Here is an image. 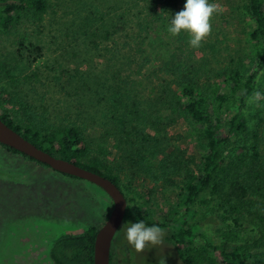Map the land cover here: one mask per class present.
Instances as JSON below:
<instances>
[{
    "label": "rangeland",
    "instance_id": "1",
    "mask_svg": "<svg viewBox=\"0 0 264 264\" xmlns=\"http://www.w3.org/2000/svg\"><path fill=\"white\" fill-rule=\"evenodd\" d=\"M241 1L210 0L222 5L224 12L212 19V34L202 47L192 49L186 33L172 36L167 31L186 0H169L162 17V4L152 12L148 8L152 0H51L52 7L40 28L24 18L11 32L0 33V62L10 56L8 69L13 75L0 74V86L14 91L51 123L84 128L89 138L107 147L113 162L120 160L122 153L115 138H104L116 131V119L121 115L135 119L144 113L153 122L161 117L163 148L167 153L178 151L180 162L197 165L203 152L191 136L194 127L183 118H172L170 99L164 103L158 97L171 83L167 73L179 68L185 73L191 70L200 83L209 84L219 71L237 73L249 66L248 20ZM25 36L26 46L18 54L17 42ZM8 108L13 109L11 105ZM248 116L250 129L242 139L249 143L258 139L255 143H259L263 159V107L250 105ZM149 133L154 135V130ZM0 165H8L21 179V183L0 179V264H53L49 257L52 243L66 235L99 231L112 211L113 202L106 192L89 181L65 177L2 148ZM174 183H156L139 175L132 185H125L148 201L146 211L154 221L163 222L180 192V179ZM203 212L195 222L205 223ZM209 212L206 218L214 217ZM128 222L134 223L131 219L124 223L113 240V264H159L162 256L166 264H183L179 249L165 241L163 246L137 253L126 240ZM259 224L246 214L242 238L246 237L247 243L233 244L264 257V227ZM212 226L215 231L226 225L215 220ZM202 246L203 239L198 238L193 255L197 264H209ZM30 247L33 251L24 254ZM35 249L39 250V262L31 259Z\"/></svg>",
    "mask_w": 264,
    "mask_h": 264
},
{
    "label": "trees",
    "instance_id": "2",
    "mask_svg": "<svg viewBox=\"0 0 264 264\" xmlns=\"http://www.w3.org/2000/svg\"><path fill=\"white\" fill-rule=\"evenodd\" d=\"M152 1L148 8L152 12L162 4L159 15L162 17L167 12L169 0ZM51 7V0H0V33L11 32L24 18L40 28ZM241 9L248 20L245 40L249 66L237 73L219 71L209 84L200 83L191 70L185 73L179 68L171 75L167 73L171 83L158 97V101L164 103L170 99L168 108L172 118H183L194 127L191 136L197 139L203 152L202 161L197 165L192 161L180 162L176 156L178 151L167 153L163 148L165 133L161 117L153 122L145 113L135 119L121 115L116 119V131L105 136V141L115 138L116 148L122 153V158L114 162L109 160L107 147L89 138L84 128L77 124L49 122L45 115L37 113L28 102L4 86H0V119L53 157L110 179L128 202L124 223L130 219L143 220L149 226L158 224L165 228V242L179 249L178 256L183 264H197L193 254L198 238L203 239V255L209 264H264V257L251 252L249 247L233 244L247 243L246 237L242 238L246 214L259 220V225L264 227V158L259 143H255L258 139L254 143L242 139L250 129L248 97L257 89L264 93V0H242ZM27 40L25 36L17 42L18 54ZM9 58L0 62V74L13 77L8 69ZM261 107L264 109V101ZM150 129L154 130V135L149 133ZM1 145L51 169L14 148ZM139 175L167 185H174L175 180L180 179L177 201L173 202L163 222L154 221L146 211L148 201L125 185L126 182L132 185ZM203 210L205 223L195 222ZM206 211L214 217L206 218ZM215 220L226 225L225 228L214 231ZM232 225L235 227L231 229ZM97 232L90 229L85 234L66 235L56 240L50 252L53 262L94 264Z\"/></svg>",
    "mask_w": 264,
    "mask_h": 264
},
{
    "label": "water",
    "instance_id": "3",
    "mask_svg": "<svg viewBox=\"0 0 264 264\" xmlns=\"http://www.w3.org/2000/svg\"><path fill=\"white\" fill-rule=\"evenodd\" d=\"M0 144L48 165L54 171L89 181L102 188L113 202L112 211L97 232L94 245V264H111L113 240L124 223L128 202L122 191L110 179L64 159L56 158L37 147L0 119Z\"/></svg>",
    "mask_w": 264,
    "mask_h": 264
},
{
    "label": "clouds",
    "instance_id": "4",
    "mask_svg": "<svg viewBox=\"0 0 264 264\" xmlns=\"http://www.w3.org/2000/svg\"><path fill=\"white\" fill-rule=\"evenodd\" d=\"M223 12L222 5L210 3V0H186L183 9L171 18L167 31L172 36L186 33L189 37V46L192 49H199L212 34V19ZM261 101H264V93L257 89L248 97L247 102L249 105L259 107ZM125 236L128 244L137 253H143L150 247L164 245L166 229L158 224L149 226L143 220L128 222ZM159 264H166L163 256Z\"/></svg>",
    "mask_w": 264,
    "mask_h": 264
},
{
    "label": "flooded vegetation",
    "instance_id": "5",
    "mask_svg": "<svg viewBox=\"0 0 264 264\" xmlns=\"http://www.w3.org/2000/svg\"><path fill=\"white\" fill-rule=\"evenodd\" d=\"M0 148H2V149H5L1 144H0ZM7 150V149H6ZM7 151H9V150H7ZM9 152H11V153H13L12 151H9ZM15 154V153H14ZM16 155H18V154H16ZM22 157V156H21ZM24 158V157H23ZM25 159V158H24ZM27 160V159H26ZM28 162H31V163H33V164H36V165H38V166H40V167H42V168H46L45 166H43V165H41V164H39V163H37V162H32V161H30V160H27ZM10 169L11 168H9V166L8 165H0V179H5V180H8L9 182H12V183H21V182H18V181H20L21 179H19L17 176H15V175H13L12 173H11V171H10ZM38 179H40V177H38ZM3 206V205H2ZM0 207H1V205H0ZM114 243V242H113ZM113 243H112V248H111V257H113ZM53 244L54 243H52V246H53ZM31 246H33L32 244H31ZM52 246H51V248H52ZM39 247V245L38 244H36L35 245V248H38ZM31 248V247H30ZM30 248H28L27 250H26V252H24V254L25 253H27V251H31L32 250V248L30 249ZM33 251V250H32ZM50 252H51V249H50ZM120 253V252H119ZM23 254V255H24ZM33 254V256L31 257V259H32V261L33 260H37L38 261V254H39V250H36L35 249V252H33L32 253ZM35 254V255H34ZM31 256V255H30ZM46 256V255H45ZM28 257V256H27ZM49 257H50V261L53 263V264H55L54 262H53V260H52V258H51V255H50V253H49ZM120 257V256H119ZM30 259V260H31ZM39 262V261H38Z\"/></svg>",
    "mask_w": 264,
    "mask_h": 264
}]
</instances>
